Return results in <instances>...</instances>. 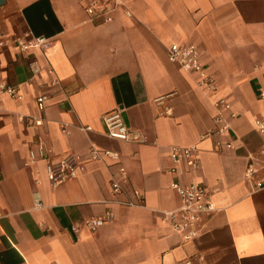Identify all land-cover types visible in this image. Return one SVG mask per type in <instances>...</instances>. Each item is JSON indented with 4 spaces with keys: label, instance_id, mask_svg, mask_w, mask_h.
Masks as SVG:
<instances>
[{
    "label": "crops",
    "instance_id": "crops-1",
    "mask_svg": "<svg viewBox=\"0 0 264 264\" xmlns=\"http://www.w3.org/2000/svg\"><path fill=\"white\" fill-rule=\"evenodd\" d=\"M122 1L113 20L97 23L88 0H0V83L22 95L0 93V264H177L192 255L198 264H264V132L255 124L264 116V0ZM40 35L53 41L44 53L18 52L16 38ZM174 42L200 49L213 92L168 59ZM32 60L42 65L34 77ZM43 92L50 98L39 112ZM220 98L229 103L226 134L216 131ZM115 108L130 139L104 132L102 116ZM19 113L43 124L26 125ZM39 141L55 161L86 158L91 145L119 151L126 191L114 194L111 168L87 158L75 177L52 184L47 160L26 164ZM191 144L199 166L175 164L171 146ZM250 163L258 170L247 178ZM175 180L218 187L217 209L191 241L165 219L180 203ZM133 188L143 203L118 201L136 199ZM107 211L113 216L91 231L86 221Z\"/></svg>",
    "mask_w": 264,
    "mask_h": 264
},
{
    "label": "built area",
    "instance_id": "built-area-1",
    "mask_svg": "<svg viewBox=\"0 0 264 264\" xmlns=\"http://www.w3.org/2000/svg\"><path fill=\"white\" fill-rule=\"evenodd\" d=\"M123 4L122 0H88L85 10L89 19L93 22H109L114 19ZM124 10L128 15L131 14L129 9L125 8ZM52 43V39L44 35L19 37L14 40L15 46L21 54H25L30 50H39L41 53H44ZM167 56L171 62L179 65L189 74L195 75L196 84L199 88L209 93L216 89V79L205 67L201 60L200 49L195 44L178 42L171 43L167 46ZM30 68L32 71L31 76L34 77L42 70V65H40L37 60H32ZM47 71L50 74L54 72L51 66H47ZM51 84L60 85V80L55 77L51 81ZM0 93L8 94L16 99L22 97L18 87L7 82L0 83ZM261 96L264 97V91L261 92ZM49 98L50 95L46 92L40 93L36 96L35 103L39 112H44ZM65 99H67V96ZM214 105L218 111L215 116V122L217 124L216 131L222 134L229 133L230 124L227 122L222 112V108H229V103L224 98H220L214 101ZM102 118L105 124L104 132L106 135L122 140L131 138L132 131L125 123L121 109L115 108L110 110L104 113ZM18 119L26 125H30V122H32L34 126H41L43 124V118L35 114L19 113ZM255 124L260 132H264V116L257 118ZM82 128L91 129V126H82ZM63 130L68 132L65 126L63 127ZM226 145L227 147H230L231 143H227ZM170 153L175 164L184 161L192 167H198L200 164L199 147L197 144L185 146L172 145ZM86 158H82L79 154L68 153L59 160H51L43 142L39 141L35 147L29 149L26 164L33 163L38 159L47 160L46 169L48 178L52 184H58L66 179L75 177L80 171L84 170L85 159L102 161L111 168L110 185L112 192L114 194H121L126 191V187L129 183V176L127 169L121 162V154L119 151L102 149L91 145ZM172 169L175 170L176 166ZM257 170V166L250 163L246 168L245 176L251 178ZM263 186L264 184L261 181L257 182V187ZM172 187L177 190L180 197V203L176 208L165 211V219L169 222L171 228L182 236L183 240H194L201 232V226L199 225L200 220L204 216L213 214L217 209L214 202V194L218 190V187L211 186L205 182L193 181L183 183L179 180H175L172 183ZM132 192L134 196H136V199L128 198L126 200L118 201L127 205L143 203L144 200L140 196L139 191L133 188ZM36 201H38V199H36ZM1 215L2 213L0 212V217ZM112 216L113 214L110 211H107L106 215L103 217L88 219L86 225L94 232ZM73 229L78 231L77 226H73ZM200 258L201 256L192 255L179 260L177 264H198L197 259Z\"/></svg>",
    "mask_w": 264,
    "mask_h": 264
}]
</instances>
